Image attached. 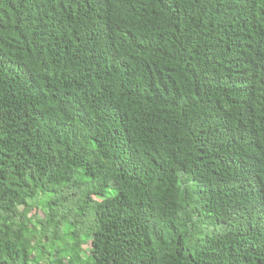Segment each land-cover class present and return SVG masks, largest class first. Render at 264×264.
<instances>
[{
  "label": "trees",
  "instance_id": "16d2710c",
  "mask_svg": "<svg viewBox=\"0 0 264 264\" xmlns=\"http://www.w3.org/2000/svg\"><path fill=\"white\" fill-rule=\"evenodd\" d=\"M39 197L53 264H264V0H0V264Z\"/></svg>",
  "mask_w": 264,
  "mask_h": 264
},
{
  "label": "rangeland",
  "instance_id": "374dc122",
  "mask_svg": "<svg viewBox=\"0 0 264 264\" xmlns=\"http://www.w3.org/2000/svg\"><path fill=\"white\" fill-rule=\"evenodd\" d=\"M112 189L110 188L107 192H106V196H111L112 194ZM46 199V198H45ZM45 199L43 197H39L34 203H33V208L32 210L29 212V216L31 217L32 221H35L37 219H40V221H42V223H38L37 221H35V225L31 224V229H33L35 231V236H34V240H33V244L36 247V250L34 252V257H36L37 262H33V264H53L52 261L55 259L54 258V249L52 246V242L51 239H46V237L41 238V233L43 231H47L48 234L51 236L53 233H57V236L59 237L57 239V243L54 246V248H62L65 244H71V240L69 238V235L67 234V232L72 229V231L76 230L74 228L73 225H71V223L75 220L74 214L78 213L79 210L75 209L76 207L72 206L73 204H67L65 205L67 208L70 209V211L72 210L73 215H70L69 218L67 219V222H62L60 223V226L58 228H55V220H58L59 217H53V221H51V218L49 216V211L46 209L43 201H45ZM60 209H62V207H60ZM67 212V211H66ZM63 213V210H60V214ZM90 217H86L85 218V223L77 228L79 234L81 235V237H85V232L87 231V224L89 222ZM88 244L84 243L81 246V251L86 252L85 250L88 248ZM39 249L44 251V255L41 257L40 253H39ZM82 252V253H83ZM69 257V256H68ZM84 257V256H83ZM68 260V258L66 259ZM66 264V261H64Z\"/></svg>",
  "mask_w": 264,
  "mask_h": 264
}]
</instances>
